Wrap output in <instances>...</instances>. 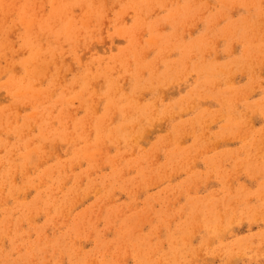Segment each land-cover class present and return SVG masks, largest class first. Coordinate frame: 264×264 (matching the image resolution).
Instances as JSON below:
<instances>
[{
    "label": "rangeland",
    "instance_id": "obj_1",
    "mask_svg": "<svg viewBox=\"0 0 264 264\" xmlns=\"http://www.w3.org/2000/svg\"><path fill=\"white\" fill-rule=\"evenodd\" d=\"M44 263L264 264V0H0V264Z\"/></svg>",
    "mask_w": 264,
    "mask_h": 264
},
{
    "label": "bare ground",
    "instance_id": "obj_2",
    "mask_svg": "<svg viewBox=\"0 0 264 264\" xmlns=\"http://www.w3.org/2000/svg\"><path fill=\"white\" fill-rule=\"evenodd\" d=\"M218 22V21H217ZM88 51V50H87ZM37 54V53H36ZM34 56V53H33ZM244 96V95H243ZM98 103V102H97ZM69 110V109H68ZM186 126V125H185ZM228 141V140H227ZM38 163V162H37ZM66 184V183H65ZM78 194V193H77ZM113 195V194H112ZM96 220V219H95ZM83 225V224H82ZM44 257V256H43ZM61 260V259H60ZM61 262V261H60ZM45 264V263H44Z\"/></svg>",
    "mask_w": 264,
    "mask_h": 264
}]
</instances>
